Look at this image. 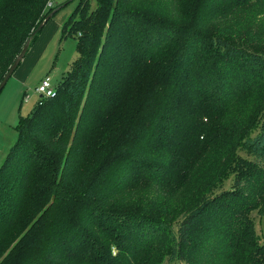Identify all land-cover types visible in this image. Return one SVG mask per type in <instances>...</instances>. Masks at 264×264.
I'll list each match as a JSON object with an SVG mask.
<instances>
[{
  "label": "trees",
  "instance_id": "trees-1",
  "mask_svg": "<svg viewBox=\"0 0 264 264\" xmlns=\"http://www.w3.org/2000/svg\"><path fill=\"white\" fill-rule=\"evenodd\" d=\"M47 1L0 0V82L33 30L59 8L46 9ZM146 1L155 5L148 11L185 21L149 19L137 10ZM257 1L79 0L62 27L64 35L76 37L77 58L53 94L41 95L21 122L18 139L0 166V264L142 260L154 236L146 232L145 216L112 203L124 193L136 196L146 184L163 182L158 178L172 159L180 167L199 161L197 145L205 126L198 120H209L211 113L208 86L196 71L197 55L205 49L215 54L222 65L218 73L231 74L235 59L264 66V49L251 20ZM72 24L83 32H71ZM211 25L227 37L205 32ZM184 117L189 130L179 126ZM178 133L188 134L182 147ZM144 139L157 141L146 149V159L154 157L151 164L138 149ZM240 150L251 160L253 173L239 169L234 190L206 198L171 226L169 261L216 264L243 249L241 227L247 222L238 205L264 197V116ZM139 166L156 170L157 178L142 179ZM232 210L241 215L234 222L239 233H216L217 220ZM111 245L119 251L112 253ZM246 251L258 254L264 264V244L250 242Z\"/></svg>",
  "mask_w": 264,
  "mask_h": 264
},
{
  "label": "rangeland",
  "instance_id": "rangeland-1",
  "mask_svg": "<svg viewBox=\"0 0 264 264\" xmlns=\"http://www.w3.org/2000/svg\"><path fill=\"white\" fill-rule=\"evenodd\" d=\"M140 1L143 2V0ZM78 2L79 0H48L46 2V9L59 7L45 27L49 30L56 26L55 33L48 39L49 41L47 40L44 49L39 53L37 62L25 75L23 81L17 77L19 65L0 91V166L18 139L19 125L29 118L41 100V95L35 90L41 78L48 76L52 87H56L65 79L77 58L76 37L64 35L62 27L72 15ZM146 2H148L146 7L138 6L137 10L149 19H165L162 16L165 12L148 11V6L155 8V5H152L150 1ZM255 3L257 7L251 11V20L255 23L256 42L259 43V48L264 49V0H258ZM90 5L92 9L93 1H90ZM164 21L181 23L185 19H165ZM70 27L68 28L73 33L79 30L83 32L78 29V24H72ZM205 29L204 31L211 35L227 37L221 31L222 28L219 29L216 25L207 26ZM15 55L17 54L9 56L12 58L4 64L5 69ZM197 58L196 71L204 78L205 85L208 86L206 96L210 105L208 113H211L209 120H202V118L198 120L205 126L198 145L194 139L197 151L201 155L199 161L189 167H180L178 162L172 159L162 178H158L164 180L163 182L146 184L145 191H141L136 196L124 193L112 203L119 210L142 213L146 218L144 222L146 232L154 235L149 250L138 264H182L176 260H168L171 226L176 225L185 212L195 208L206 198H217L216 195L220 192L224 193V190H234L235 173L239 169L247 171L245 174L253 173L251 160L240 150V144L256 129L264 116V66L235 59L231 65L235 69L231 74L227 71L218 73L222 65L218 64L221 61L215 58V54L205 49L199 51ZM223 87L227 88L226 91L221 89ZM189 125V120L184 117L179 126L189 130L191 127ZM187 137L188 134L185 133L176 135L179 141L178 147L184 145L183 142L187 140ZM152 143L157 141L144 139V143H141L138 148L143 149L147 164L154 161L153 156L146 159V149ZM158 143L157 145L164 144L163 141ZM161 156L169 155L161 153ZM137 162L141 161L137 160ZM11 164L12 162H9L7 167ZM139 171L141 173L138 175L142 179L145 175L156 177L155 174H157L156 170L141 166ZM238 207L243 219L247 222L245 227H241V233H244L246 238L244 247L236 249L233 257H228L225 261L220 260L216 264H260L259 255H250L246 247L250 242L256 246L264 244V197L253 199L249 203H241ZM233 213L232 210L226 218L220 216L217 220L218 225H215L216 233H239L234 222L238 221L241 215L234 216ZM205 214L209 216L210 208ZM247 225L249 229L246 228ZM200 231L205 232L206 227L200 226ZM110 249L112 253L119 251L112 245Z\"/></svg>",
  "mask_w": 264,
  "mask_h": 264
},
{
  "label": "crops",
  "instance_id": "crops-1",
  "mask_svg": "<svg viewBox=\"0 0 264 264\" xmlns=\"http://www.w3.org/2000/svg\"><path fill=\"white\" fill-rule=\"evenodd\" d=\"M49 21H50V19L45 23V25L40 30V32L38 33L36 38L33 41H31L24 57L20 61V63H22V64L19 63L17 65V67L20 65V68L17 70L18 71L17 77L19 78L20 81H23V78L25 77V75L35 65V63L37 62V58L40 55L39 53L41 52L42 49H44L43 47H45V45L47 44V40L49 38H51L56 31V28H57L56 26L52 27L49 30L45 29V27L47 26ZM35 56H36V58H35ZM17 67L15 68L14 72L16 71ZM42 78H44V77H42Z\"/></svg>",
  "mask_w": 264,
  "mask_h": 264
},
{
  "label": "water",
  "instance_id": "water-1",
  "mask_svg": "<svg viewBox=\"0 0 264 264\" xmlns=\"http://www.w3.org/2000/svg\"><path fill=\"white\" fill-rule=\"evenodd\" d=\"M53 13L48 14L45 19L39 23V25L33 30V32L31 33V36L34 35L38 30L42 29L43 26L45 25V23L50 19V17L52 16ZM31 36L26 40L25 44L23 45L20 53L16 56V58L14 59V61L12 62V64L10 65V67L8 68L7 72L5 73L2 81L0 82V91L2 90V88L5 86L6 82L8 81V79L10 78V76L13 74L15 68L17 67V65L20 63V61L22 60V58L24 57L28 47H29V42L31 39Z\"/></svg>",
  "mask_w": 264,
  "mask_h": 264
},
{
  "label": "built area",
  "instance_id": "built-area-1",
  "mask_svg": "<svg viewBox=\"0 0 264 264\" xmlns=\"http://www.w3.org/2000/svg\"><path fill=\"white\" fill-rule=\"evenodd\" d=\"M36 92L43 96H49L53 94V87L50 84L49 77H44L37 87L35 88Z\"/></svg>",
  "mask_w": 264,
  "mask_h": 264
}]
</instances>
